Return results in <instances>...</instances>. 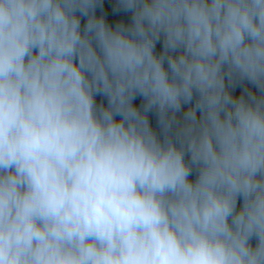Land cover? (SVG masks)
<instances>
[{
    "label": "clouds",
    "instance_id": "1",
    "mask_svg": "<svg viewBox=\"0 0 264 264\" xmlns=\"http://www.w3.org/2000/svg\"><path fill=\"white\" fill-rule=\"evenodd\" d=\"M0 264H264V0H0Z\"/></svg>",
    "mask_w": 264,
    "mask_h": 264
}]
</instances>
